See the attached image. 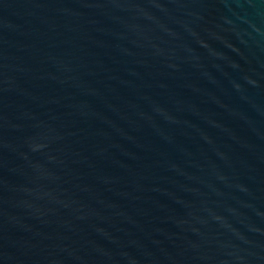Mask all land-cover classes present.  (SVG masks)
I'll use <instances>...</instances> for the list:
<instances>
[{
  "label": "water",
  "instance_id": "95a60500",
  "mask_svg": "<svg viewBox=\"0 0 264 264\" xmlns=\"http://www.w3.org/2000/svg\"><path fill=\"white\" fill-rule=\"evenodd\" d=\"M0 264H264V0H0Z\"/></svg>",
  "mask_w": 264,
  "mask_h": 264
}]
</instances>
